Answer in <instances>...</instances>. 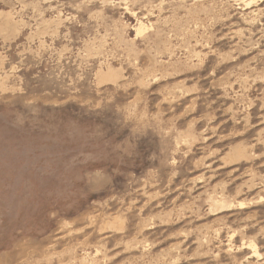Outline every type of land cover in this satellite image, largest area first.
Segmentation results:
<instances>
[{"label":"rangeland","instance_id":"rangeland-1","mask_svg":"<svg viewBox=\"0 0 264 264\" xmlns=\"http://www.w3.org/2000/svg\"><path fill=\"white\" fill-rule=\"evenodd\" d=\"M0 264H264V0H0Z\"/></svg>","mask_w":264,"mask_h":264},{"label":"bare ground","instance_id":"bare-ground-1","mask_svg":"<svg viewBox=\"0 0 264 264\" xmlns=\"http://www.w3.org/2000/svg\"><path fill=\"white\" fill-rule=\"evenodd\" d=\"M227 206V205H226ZM229 208V207H228ZM256 253V252H255ZM256 255H257V253H256Z\"/></svg>","mask_w":264,"mask_h":264}]
</instances>
